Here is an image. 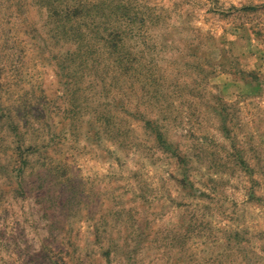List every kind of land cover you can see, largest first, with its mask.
I'll list each match as a JSON object with an SVG mask.
<instances>
[{
  "label": "rangeland",
  "instance_id": "obj_1",
  "mask_svg": "<svg viewBox=\"0 0 264 264\" xmlns=\"http://www.w3.org/2000/svg\"><path fill=\"white\" fill-rule=\"evenodd\" d=\"M52 1L0 0V264H264V0H124L143 71L79 99L48 14L111 0Z\"/></svg>",
  "mask_w": 264,
  "mask_h": 264
},
{
  "label": "trees",
  "instance_id": "obj_2",
  "mask_svg": "<svg viewBox=\"0 0 264 264\" xmlns=\"http://www.w3.org/2000/svg\"><path fill=\"white\" fill-rule=\"evenodd\" d=\"M45 2L53 3L52 0ZM140 7V3L124 0H111L108 3L101 1L92 5L83 2L81 5H56L53 12L48 14L50 22L54 25L50 33L51 39H55L56 45H68L63 52L53 56L59 60L60 73L69 77L66 83L76 86V91L71 89V92L72 95H77V99L79 90L90 89V86L84 85L85 82L92 84V80L84 77L92 74L99 82V89L95 93L100 95H105L109 79L116 83L126 79L137 81L143 66H138L136 56L128 47L127 38L139 37V32L144 30L147 19ZM148 67H151V63ZM132 83L135 84L133 81ZM73 111L74 106L69 109L72 114ZM142 118L145 127L153 132L162 145L169 150L176 148L162 130L157 118Z\"/></svg>",
  "mask_w": 264,
  "mask_h": 264
}]
</instances>
